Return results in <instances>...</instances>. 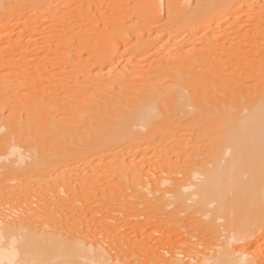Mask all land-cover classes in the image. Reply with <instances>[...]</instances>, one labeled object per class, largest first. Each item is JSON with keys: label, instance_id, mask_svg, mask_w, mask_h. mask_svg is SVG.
<instances>
[{"label": "bare ground", "instance_id": "obj_1", "mask_svg": "<svg viewBox=\"0 0 264 264\" xmlns=\"http://www.w3.org/2000/svg\"><path fill=\"white\" fill-rule=\"evenodd\" d=\"M137 1L142 18L100 29L89 4L120 0H0V264H264V67L238 72L264 63V0ZM200 214L225 241L131 235Z\"/></svg>", "mask_w": 264, "mask_h": 264}, {"label": "rangeland", "instance_id": "obj_2", "mask_svg": "<svg viewBox=\"0 0 264 264\" xmlns=\"http://www.w3.org/2000/svg\"><path fill=\"white\" fill-rule=\"evenodd\" d=\"M112 1V0H111ZM146 4H147V2H149L150 0H143ZM121 2H124V3H121ZM108 3H106V5H107ZM120 5V6H122L120 9L118 8V7H120V6H118V5ZM123 4V5H122ZM89 5H93V9H91V15L92 16H94V17H96V19L94 18V17H92L93 19H95L94 20V25H92L91 27L93 28V27H95V25H96V27L97 26H99V27H101L100 29H104L106 26H108L109 24H107V21L108 22H111L110 21V19L111 18H109V20L107 19L108 17H113V14L115 15L116 14V12H120L119 13V15H123L122 17H124V18H126L125 20H124V18L122 19V21L125 23V21H127L124 25H127V26H125L126 28H128L129 26H130V23H132L133 21H136V20H138V17L140 18L141 16L139 15H137V12H138V5H141L137 0H120V2H118V3H116L115 2V4L112 2L111 4H110V2H109V6L110 7H108V9L110 10V11H108V9H105L104 7H103V5H102V7L100 6V7H97V6H95V4H89ZM116 6H118V7H116ZM92 7V6H91ZM115 7H116V10L117 11H115L114 12V9H115ZM98 8V9H97ZM140 8V7H139ZM101 9V10H100ZM94 10V11H93ZM102 10H103V12H102ZM105 10H107V11H105ZM106 13H105V12ZM111 14H110V13ZM114 12V13H113ZM29 13H31L30 12V9L28 8V7H26V6H23V7H21L20 8V11H19V14H17V13H12V15H11V18L13 19V23H14V25L17 27L18 25H21V26H26V25H29L30 23H31V20L29 19V17L26 15V14H29ZM102 13V14H101ZM105 13V14H104ZM108 13V14H107ZM47 16H48V18H49V20H50V18H51V14L50 13H45ZM110 14V15H109ZM138 14H139V12H138ZM103 15H106L105 17H103ZM108 16V17H107ZM127 17H130L129 19L127 18ZM105 18V19H104ZM132 18L133 19H135V20H132ZM137 18V19H136ZM142 18V17H141ZM131 20V21H130ZM96 23V24H95ZM129 25V26H128ZM51 27H54V24L51 22V21H48L45 25H43V26H41V27H39V30H40V34L38 35V37L36 38V39H38V41L40 42L41 40H43V39H45V38H47L48 37V35H49V32H48V29L49 28H51ZM90 27V29H89V31H91V32H95V30L94 29H92ZM98 27V28H99ZM101 36V34H99V36H97V35H94L93 37H92V39H90V43H96V44H99V42H101L102 41V43H100V44H103V38L102 37H100ZM124 36H119L118 38H117V42H119L120 44H121V51H125V50H127L130 46H131V44L134 42V41H132V43H128V44H125V39L123 38ZM83 50V49H82ZM81 50V52H83V53H79V54H77L76 56H79V57H76L75 55H73V57H75V58H71L75 63L74 64H77L76 66L77 67H80V64H78V63H80V61L81 60H84V61H81L82 62V64H83V62L85 63L86 61L88 62V63H90V62H93V59H92V57H91V55H90V53L89 52H86V51H82ZM84 52H86V53H84ZM29 54H30V52H28ZM82 54H84L83 56H82ZM31 58V56H28V58L27 59H30ZM86 59V60H85ZM75 60H77V61H75ZM90 61V62H89ZM77 62V63H76ZM95 62V61H94ZM254 63V64H253ZM258 63V64H257ZM259 63L260 62H257V61H253V62H250V64L249 65H246L242 70H244V69H247V72L248 71H250V73H247L245 70L244 71H238V72H244V74H251L252 76H254L255 75V73H253L252 72V70L254 71V72H259V71H261L263 68H261V67H264V63H261L260 65H259ZM256 64V65H255ZM79 65V66H78ZM262 65V66H261ZM75 66V67H76ZM250 66V67H249ZM261 66V67H260ZM76 67V68H77ZM256 68H258V69H256ZM261 68V69H260ZM73 69V68H72ZM264 70V69H263ZM221 116H224L225 118H226V116L225 115H221ZM224 118V119H225ZM226 119H228L229 121H233L232 119H233V117L231 118L230 116H228ZM231 119V120H230ZM228 121V122H229ZM224 124H226L225 126H224ZM227 124L228 123H226V120L225 121H223V125L222 126H220V128L222 129V130H224V128L226 127L227 128ZM219 128V130H221ZM223 132V131H222ZM218 133V132H217ZM221 135L223 134V133H220ZM219 133H218V135H220ZM162 149L163 148H161V149H156V148H151V149H149L148 151H146V152H141L139 155H138V160H140V162L142 163V164H148V163H152V164H155V162H160V161H162V159L164 158V153H165V151H162ZM224 153V154H223ZM171 155H174V154H171ZM221 155H223V158H225V157H227L229 154L228 153H226L225 151H223L222 153H221ZM123 157V156H122ZM120 159H121V157L120 156H118V157H115V160L114 161H116V162H119L120 161ZM107 160V159H106ZM106 160H104V161H101L102 163H103V165H102V163H100V161H96V162H99V164H101V166H104V164H105V162H106ZM109 161V159L107 160V162ZM113 161V162H114ZM106 165V164H105ZM190 203H193L192 201H190ZM200 216V217H199ZM199 216H197L196 217V219H198L199 218V220H198V222H197V224L196 225H198V226H194V229H192L191 227L189 228V227H186V229H184V231H180V233L178 232V233H176V232H173V233H169L168 232V230H166L165 228H164V223L163 222H155V226H153V227H151V228H149L148 230L146 229V232L145 233H143V234H137L136 232H132L131 233V235H132V237H134L135 239H139V241L145 246L146 245V249L147 250H149L150 248H152V251L153 250H155V251H157V250H160V251H163V252H165V250L167 249V250H175V248H177V247H179V248H177L178 249V251L180 252V251H182L184 248H186L187 247V245L184 243V241L186 240V238L188 239V238H192V240H194V241H196V242H198L199 243V241L200 240H203L204 239V241L207 239V238H210L211 236H213L214 234H218V238L220 239V242H223V241H225V238H226V236H227V234H228V230L226 229V227L223 225V223H224V219H216V221H215V226L213 227V228H211L210 227V225H208V220H210L211 219V217L210 216H206V215H204L202 218H201V214L199 215ZM201 218V219H200ZM195 219V221H197ZM142 221H145L146 219H145V217H142V219H141ZM205 222H207V223H205ZM193 223V224H194ZM194 224V225H195ZM186 225H187V222H186ZM193 227V226H192ZM125 230V229H124ZM187 230V231H186ZM186 231V232H185ZM182 232V233H181ZM183 233H185V235L186 236H188V237H186ZM137 235H138V238H137ZM185 236V237H184ZM128 237H127V235H126V240H128L127 239ZM134 240V239H133ZM125 242H127V241H125ZM199 247H201L202 248V246H204L203 244H199L198 245ZM166 250V251H167ZM149 251H151V249L149 250ZM183 252V251H182Z\"/></svg>", "mask_w": 264, "mask_h": 264}]
</instances>
